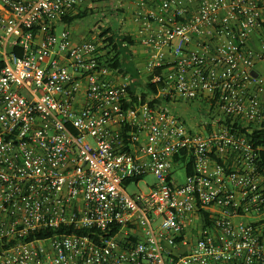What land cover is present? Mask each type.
Wrapping results in <instances>:
<instances>
[{
	"label": "built area",
	"instance_id": "obj_1",
	"mask_svg": "<svg viewBox=\"0 0 264 264\" xmlns=\"http://www.w3.org/2000/svg\"><path fill=\"white\" fill-rule=\"evenodd\" d=\"M133 1L136 103L105 37L55 31L85 0H0V264H264V0Z\"/></svg>",
	"mask_w": 264,
	"mask_h": 264
},
{
	"label": "trees",
	"instance_id": "obj_2",
	"mask_svg": "<svg viewBox=\"0 0 264 264\" xmlns=\"http://www.w3.org/2000/svg\"><path fill=\"white\" fill-rule=\"evenodd\" d=\"M86 16V12L79 11L77 14L73 16H63L60 19V23L71 25L73 22L82 19ZM99 38L104 39V43H107V47L109 48L108 54L113 53L111 57L110 67L114 70H117L122 75L127 76L129 78V86L127 88L129 96L131 98L132 103H136L138 97L141 98L142 101H145L148 95H155L159 88H161L162 84H152L150 80L152 79L153 74H158L161 71L160 69H156L153 74L147 76V80L143 85H141V91L136 94L137 89L139 88V84H137L136 79L138 78L137 72L132 65V55L129 47L133 44L130 36L125 34H116L111 32L109 28L102 30L98 35ZM107 54V55H108ZM159 102V101H158ZM228 123V122H227ZM242 132L245 133L244 130ZM248 134V133H247ZM248 136L255 142L256 146H264V130H254L248 134ZM261 157V172L264 174V150L260 151ZM186 160V157L184 158ZM191 160L188 162L187 173H191L190 165ZM124 187L128 186V181L124 182ZM64 232V228H61L55 233ZM69 234H87L86 231H77L68 229L66 231ZM54 234L51 231H39L29 236L30 239H43L50 235Z\"/></svg>",
	"mask_w": 264,
	"mask_h": 264
},
{
	"label": "rangeland",
	"instance_id": "obj_3",
	"mask_svg": "<svg viewBox=\"0 0 264 264\" xmlns=\"http://www.w3.org/2000/svg\"><path fill=\"white\" fill-rule=\"evenodd\" d=\"M121 3L120 0H85L86 5L81 11L86 12V16L73 22L68 28L72 34L82 31L84 38L87 40L98 37L101 31L107 28L116 34H128L125 24L126 20L124 19L126 12L123 7H120ZM65 27L64 24L57 23L55 26L56 33H60ZM138 84L137 93L141 91L143 82ZM170 108L175 115L181 116L190 126L195 124L197 115L206 113L204 110H198L185 105ZM155 182V177L147 175L137 185L130 184L127 186L126 191L129 195L138 194L139 192L146 191L147 185L149 186Z\"/></svg>",
	"mask_w": 264,
	"mask_h": 264
},
{
	"label": "crops",
	"instance_id": "obj_4",
	"mask_svg": "<svg viewBox=\"0 0 264 264\" xmlns=\"http://www.w3.org/2000/svg\"><path fill=\"white\" fill-rule=\"evenodd\" d=\"M120 1L122 2L120 7H123V9L126 12L124 15V19L126 20L125 24H126V29H127L128 34H125V35L130 36L132 41H134L139 36V29H140V24H141V20L138 21V20H135L134 18V14L137 11L136 3L133 0L131 1L120 0ZM147 3H148L147 4L148 10H151L154 12L158 11V6L155 0H147ZM67 26L70 27V25H67ZM72 39L74 43H78L79 41L85 38L83 36V32L78 31L76 34H72ZM130 51L132 55V65L135 68L137 75H138L136 82L137 84L140 82L145 83L147 80V76H148L146 73V69H145V63L147 61V51L135 44L131 47ZM262 67H263L262 65L259 66V70H261ZM182 105H185V104H177L174 107L177 108ZM191 108L196 109V107H193V106H191Z\"/></svg>",
	"mask_w": 264,
	"mask_h": 264
}]
</instances>
